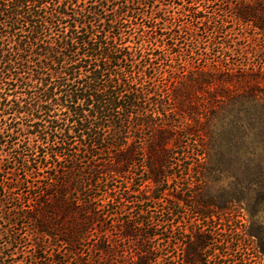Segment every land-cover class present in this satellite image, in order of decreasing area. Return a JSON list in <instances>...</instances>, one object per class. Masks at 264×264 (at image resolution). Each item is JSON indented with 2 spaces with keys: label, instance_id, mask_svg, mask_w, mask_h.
Returning a JSON list of instances; mask_svg holds the SVG:
<instances>
[{
  "label": "trees",
  "instance_id": "16d2710c",
  "mask_svg": "<svg viewBox=\"0 0 264 264\" xmlns=\"http://www.w3.org/2000/svg\"><path fill=\"white\" fill-rule=\"evenodd\" d=\"M232 171L264 188V0H0V264H247Z\"/></svg>",
  "mask_w": 264,
  "mask_h": 264
},
{
  "label": "rangeland",
  "instance_id": "374dc122",
  "mask_svg": "<svg viewBox=\"0 0 264 264\" xmlns=\"http://www.w3.org/2000/svg\"><path fill=\"white\" fill-rule=\"evenodd\" d=\"M180 2L183 0H176V3ZM232 172L234 174L218 175V182H215L214 179L211 180L214 182H211V187L214 188V194H212L221 196V198L242 199L234 204L237 205V209L234 210L236 213L230 222L238 228L237 232L241 236V249L244 248L247 264H264V188L249 187L242 174H238L236 171ZM193 177L196 178L195 175ZM228 222L225 223L226 226H222L225 230L230 225ZM1 226L3 225H0V230ZM222 234L220 233L221 236ZM221 236L220 239L225 237L224 234V237Z\"/></svg>",
  "mask_w": 264,
  "mask_h": 264
}]
</instances>
